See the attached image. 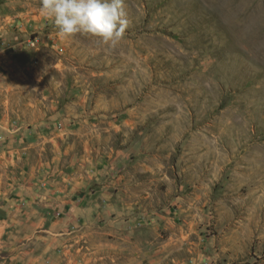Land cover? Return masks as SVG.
I'll use <instances>...</instances> for the list:
<instances>
[{
    "label": "rangeland",
    "instance_id": "rangeland-1",
    "mask_svg": "<svg viewBox=\"0 0 264 264\" xmlns=\"http://www.w3.org/2000/svg\"><path fill=\"white\" fill-rule=\"evenodd\" d=\"M124 8L0 0V264H264V0Z\"/></svg>",
    "mask_w": 264,
    "mask_h": 264
},
{
    "label": "clouds",
    "instance_id": "clouds-1",
    "mask_svg": "<svg viewBox=\"0 0 264 264\" xmlns=\"http://www.w3.org/2000/svg\"><path fill=\"white\" fill-rule=\"evenodd\" d=\"M41 11L53 19L60 37L90 35L112 47L129 23L124 0H41Z\"/></svg>",
    "mask_w": 264,
    "mask_h": 264
}]
</instances>
